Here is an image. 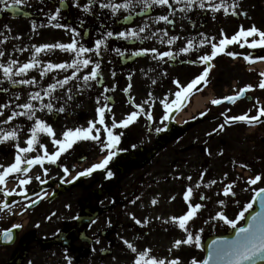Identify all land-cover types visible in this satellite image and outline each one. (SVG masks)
<instances>
[{"label":"flooded vegetation","instance_id":"flooded-vegetation-1","mask_svg":"<svg viewBox=\"0 0 264 264\" xmlns=\"http://www.w3.org/2000/svg\"><path fill=\"white\" fill-rule=\"evenodd\" d=\"M111 1L112 4H117V0ZM230 1L236 7L234 10L228 9V14H225L223 7L219 11L212 10L213 6L221 4L222 0H204V8L199 7L197 0L190 10L186 9L184 12L179 9L185 5H176L173 0H169L173 3L172 8L154 5L146 12L142 3L131 0L133 6L124 9L125 15L121 18H118V12L113 13L110 7H101L102 0H22L20 5L11 8L0 5V9H4L0 11V51L4 53L3 57H0V63L7 65L10 60H15L22 65L30 62L33 55H36L41 62L37 68L30 70L27 77H13L18 80L34 76L38 80V85L35 87L10 84L0 71V80L4 81L0 84V105H9L8 108L3 109L6 118L12 111H21L16 105L27 101L30 92L40 91L49 83L63 79L73 71L72 69L66 72L52 70L41 79L39 68L47 63H54V59L62 60L61 63H69L66 60L69 51L53 48L37 54L34 46L68 44L75 36L77 46L82 44L95 49V41L105 39L104 50L109 54L105 51L101 58V55L96 56L92 51L86 55L95 62L103 61L107 64L113 62L110 65L113 70L118 53L115 49H118V46L120 60L128 59L134 56L135 52H142L144 49L155 48L158 52L173 53L172 58L165 57L160 60L155 59L154 54L149 51L126 66H122L127 69V75L117 76L121 83L126 81L128 88L126 94L119 92L118 87L106 86L104 75L108 71V66L100 65L98 70L100 75L96 80L89 81L87 86L82 80V76L86 75L85 70L81 69L74 80L52 94V112L45 109L36 113L38 118L54 129L57 139L68 127L79 125L88 114L102 107L105 97L110 105V108L106 107L105 114L108 117L114 116L117 122L126 119L132 112H137L141 117L148 115L152 108L149 104H144V102L148 103L144 86L137 94H132L130 91L133 90L134 84L142 83L139 81L133 83V81L137 73H142L140 69L145 65H153L159 71V94L163 95V101L169 104L175 99V92L179 90L175 81L186 86L206 67L209 69L205 81L194 88L189 98L183 102V106L178 110L170 109L168 112V116L170 114L178 116L188 112L190 115L188 122L177 125L169 120L161 125L160 128L164 130L160 132L152 131L151 125H147L145 130L143 123L139 124L138 132L134 122L126 128L118 127L114 130V134L120 135L119 144L112 149L116 153L115 156L106 169L81 176L80 182L81 185L83 184L81 195L77 198L72 213L65 209L64 204L57 203L72 185L80 183H71V174L78 170L69 164L76 165L91 155L95 157L100 155L101 158L94 163L96 164L107 155L108 150L101 151V144L98 142L89 148L91 145L86 141H78L61 154L56 163H50L45 159L43 166L34 164L26 174L28 179L39 177L42 180L48 178L52 181L40 184L29 183L24 189L25 196L6 199L7 206L3 208L7 213L2 217L4 220L0 221V235L6 229H13L15 235L10 246L0 248V264H69V261L71 264H133L137 253H132L128 249L125 240L132 243L138 253L150 249L151 257L163 259L167 263L177 260L178 264H183L182 256L188 251L182 250V243L178 247L174 246L175 242L182 241V234L187 236L190 232L193 235L192 243L196 244L200 214L199 209L195 210L193 216L185 222L187 231L179 228L178 220L171 219L179 218L189 211L187 203L184 206L180 205L181 195L186 194L189 188L192 191L198 190L196 182L194 185L191 182H182L181 131L183 128L192 129L195 125L205 123L207 144L205 143V149L200 146L199 150L208 158L213 153L214 142L218 144L216 148L223 149L222 152L228 147H233L228 139L231 133L237 136L238 143L255 146L256 152L264 157V116L251 124L231 119L244 114L249 117L256 116L259 109L264 108V88L259 86L264 80V76L261 75L264 73V48H250L244 43V38H240L238 42L227 45L223 53L218 54L207 64L199 60L200 56L211 54V44L200 43L205 37L212 43L218 44L223 38L222 32L231 38L241 28L247 30L255 26L264 31L262 19L257 21L258 17H256L260 13L259 8L250 13L242 6L246 0H223L224 6L228 8ZM7 3H13V0H7ZM263 3L264 0L260 2ZM86 5L87 11H85ZM57 9H59L58 15ZM53 15H57V19H50ZM161 15H167L171 23L163 21L156 23L155 18ZM124 17H129L126 26L120 25ZM57 24L61 27L54 26ZM145 24L147 28L140 33L139 28ZM130 30H136L140 38L118 37L121 31L128 33ZM108 32H112L113 36L107 37ZM153 32L157 35L150 39L143 38L151 36ZM171 37L177 39L169 45L167 41ZM253 39L258 37L247 38L248 42ZM189 41H192L193 47L187 53L182 52L181 49L187 47ZM227 52H233L235 58L227 55ZM72 54L74 58L75 53ZM245 57H250L252 62ZM13 67L15 69L16 66ZM89 67L91 69L93 65ZM249 85L251 89L235 102L225 99L237 97L240 91ZM69 88L72 89L71 92L67 91ZM150 88L155 89L154 86ZM16 94L21 97L18 101L15 99ZM69 96L72 98L69 99ZM198 97L205 98V102L202 108L193 111L192 114L191 103ZM49 99L45 97L44 103ZM213 100H222V102L214 104ZM34 103L39 105V102ZM158 106L161 113L165 114L163 104L158 103ZM61 107L64 111H57ZM14 120L16 123L11 122L2 126L5 132L16 129L18 134V140L9 139L0 143V158L5 162L4 166L14 162L17 154L15 145L19 143L20 147H27L25 141L31 136L30 128L33 121L19 116ZM105 124L108 125L107 122ZM99 128L101 140H104L106 134L101 125ZM151 132L153 134H149ZM149 137L151 140L147 139ZM40 144L47 147L49 154L58 150V146L52 143V137L40 134L34 151L21 153L22 158L33 159L37 155L43 156L44 149ZM260 163L264 164V159L260 160ZM209 165L210 160H206L201 169L210 175L212 171ZM64 168L68 169L67 173L64 172ZM108 171L113 173L110 178L107 176ZM24 177L25 174L21 172L10 174L5 179L15 182ZM87 180L90 181L84 184ZM0 189L4 188L0 187ZM7 189L6 186L5 190ZM0 193L3 194L4 191ZM53 195L54 199L48 201L47 199ZM38 199L41 201L33 205L32 202ZM205 213V221L201 226L207 227L208 224L213 223V220L208 210ZM137 220L141 223H136ZM243 222L244 220L238 226ZM14 225L20 227H13ZM211 227L208 233L210 236L225 235L231 231L228 225L222 230L218 228V232L213 225ZM195 253H197L196 248L189 249L190 255Z\"/></svg>","mask_w":264,"mask_h":264},{"label":"snow or ice","instance_id":"snow-or-ice-1","mask_svg":"<svg viewBox=\"0 0 264 264\" xmlns=\"http://www.w3.org/2000/svg\"><path fill=\"white\" fill-rule=\"evenodd\" d=\"M22 3V0H13V3H7V0H0V5H4L5 8H11L17 5H20ZM136 3H142L143 9L146 12L148 9L152 8L154 5L159 6H167L168 8L173 7V3L176 5L184 4L185 7L180 8L179 11L184 12L186 9H191L193 4L197 3V0H173V3H170L169 0H136ZM131 0H128V2L124 4H102L101 7H110L115 13L118 9L124 8V9H130L132 7ZM199 7L204 8V0H199ZM224 8L225 14H228V8L224 6L223 0L221 4H216L213 6V11H219L221 8ZM233 8L236 7L235 4L232 5ZM4 9H0L2 11ZM88 10V6H85V11ZM59 14V9H57V15ZM235 14V13H233ZM57 15H53L50 17V19L55 20L57 19ZM129 17H125V19H128ZM165 22V23H171L169 20V17L167 15H161L155 18V22ZM56 27H61V25L57 24L54 25ZM147 28V25L145 24L143 27L139 28V32L143 33L145 29ZM75 35H79V33H75ZM107 37H112L113 33L108 32ZM157 33L153 32L151 36H145L144 39H150L153 36H156ZM166 35V33H165ZM203 36V34H201ZM222 39L219 40L217 43H212L211 40H208L207 37L204 38V40H201V45H203L205 42H208L211 44V54H205L199 57V60L207 64L212 59H214L218 54L223 53L225 50V47L227 45H230L232 43L238 42L240 38H244V43L248 45L250 48H264V31H261L257 29L255 26H252L250 29H243L241 28L235 35H233L231 38L225 36L223 32L221 33ZM118 37L128 39L129 37L132 38H140L138 36V32L136 30H130L128 33H125L121 31L118 33ZM248 37H258V39H253L251 42H248ZM177 37H171L167 43L171 45ZM213 40L215 38H212ZM163 42V40H161ZM77 41L75 40V36L73 37V40L71 43L63 44V43H57L54 45L50 44H44L39 47H35V53H40L46 49L51 50L53 48H59L64 51H70L74 52L75 56L72 59L71 63H47L44 67L39 68V76L42 79L45 77L49 72L52 70H61V71H67L68 69H72L70 75H65L63 79H56L55 82L49 83L46 87H43L40 89V91H34L30 92L28 94V100L24 103H19L16 105L21 111H12L10 115L7 116L6 119L2 121L3 124H9L11 121H13L16 117H26L29 121H33L32 126L30 128L31 136L25 141L27 147H20L19 143L15 145L17 149V154L15 156V160L11 165L4 166L0 165V169H3L2 172H0V185H5L6 183V177H8L10 174L14 173H24L25 177L20 179V185H27L31 181L27 178L26 174L31 169V167L34 164H39L43 166V162L45 159L48 160L50 163H56L57 159L63 154L64 152L68 151V149L72 148L73 144L77 143L78 141H96L101 144V151H104L107 149V155L104 156V158L86 169L85 171H82L77 174V177H74L73 179L78 178L79 176H86L91 175L96 170H103L106 169L109 162L113 159L115 156V152L112 151L120 142V135L114 134V130L118 127L120 128H126L131 122H134V120L137 118L138 113L132 112L130 113L126 119L123 121L117 122L113 118L111 122V127L105 124V110L107 105L105 104L104 107L97 108L98 113V119L96 121H89L87 128L77 127L75 129H67L62 133V139H57L55 136L54 129L47 124L45 121L41 120L36 116V113L38 111H44L45 109L48 112L53 111V105L51 103L52 94L56 92L58 88H64L65 85H68L71 80H74L77 77V74L81 71L82 68H87L93 61H91L90 58H86L85 54L94 51L96 56L100 55V49L101 46L106 47L105 39H98L95 41V49H90L88 47H85L84 45L77 46ZM193 47L192 41L188 42V46L181 49L182 52L187 53L191 48ZM116 52H120V49H115ZM151 52L154 54L155 59H164L165 57L172 58L173 53L171 51H165V52H158L155 48L153 49H144L142 52L138 51L135 52L134 55L139 56L142 54H147L148 52ZM229 56H232L235 58V54L233 52H227L226 53ZM4 53L0 51V57H3ZM246 60L249 62H252L250 57H245ZM40 61L37 59L36 55H33L32 59L28 63H24L22 65L18 64L15 60H10L7 65L0 63V71L3 73V77L5 80H7L10 84L16 85H30V86H37L38 80L36 77L31 78H24V79H13L14 76H20V77H27L30 70L37 68L40 65ZM191 63H196V61H191ZM16 66L15 69L13 66ZM100 69V63L99 61L94 62V66L91 68L89 74L83 75L82 80L85 86L89 84V81L96 80L98 75H100L99 70ZM209 69L206 67L204 71L195 79H193L190 83H188L186 86L181 85L179 81H175V83L178 86V91L175 92V99L171 101V103H167L165 101H161L165 108V115L164 119H168V112L170 109H180L183 106V102L186 101L189 96L191 95L194 88L200 84L201 82L205 81L207 75H208ZM262 76H264V73H261ZM4 81L0 80V84H2ZM261 88H264V80L261 81L260 85ZM130 87V86H129ZM251 89V86H246L245 89H242L237 97H226L225 99H228L232 102H235L236 99L243 96L246 91ZM6 91V89H5ZM68 92H71L72 89H67ZM43 93V95H42ZM49 97V101L47 103H44V98ZM20 95L16 94L15 99L18 101L20 100ZM69 99L72 97L69 96ZM105 100L107 98L105 97ZM39 102V105L37 106L36 103ZM222 100H213L212 103L214 104H220ZM9 105H0V117H3L5 115L3 109L8 108ZM137 107H142L137 105ZM110 110V109H109ZM57 111L63 112L64 108L61 107L57 109ZM261 116H264V108H260L258 111V114L256 116L249 117L247 114L232 117V120L237 121H246L247 123L251 124L253 121H258ZM149 120H152V116L149 114L147 116ZM97 123L103 127V131L106 134V137L104 140H101V129L97 128ZM223 127V125L221 126ZM163 128H157L156 131L160 132L163 131ZM95 131V134L93 132ZM40 134H46L49 137H52V143L53 145L58 146V150L55 151L52 154H49L47 151V147L43 144H40V147L44 149V155L40 156L37 155L33 159H27L22 158L21 153L27 154L32 151H34V146L39 142V135ZM9 139L12 140H18V134L17 130L13 129L11 131L5 132L3 129H0V143L5 142ZM24 165H27V167H24ZM46 171V170H45ZM64 172L67 173L68 169L64 168ZM113 175L111 171L107 172V176L110 178ZM39 179V177H36ZM189 179H191L189 177ZM261 180L260 176H256L255 178H251L248 182L251 185H256ZM212 183H215L213 181ZM199 187V185H197ZM231 186L229 185L225 191L224 194L228 195L229 190ZM0 191H4L5 196L14 195L15 190H12L11 192L0 189ZM192 189L189 188L188 192L185 194V201L187 202L189 200V194L191 193ZM234 195V193H233ZM255 198H259L260 202V211L257 212L255 215L251 216L250 222L247 223V226H238V221L245 220V213H247L250 209L253 208L252 203H248L243 211H241L238 214V218L230 219L228 218L224 213L220 212L217 214V218L222 220L226 225H228L230 228L235 230V238L234 239H217L213 240L212 243L209 245V253L206 259L203 261L197 262L195 259H193L192 264H255V261L257 259H264V187L259 188L258 191L255 192ZM155 203V201H153ZM33 204L36 203V201L32 202ZM221 204H223V201H220ZM4 207L7 206L5 203L3 205ZM201 205L197 204L195 205V208L191 204H189V211L180 216L172 217L171 219L173 221L178 220L179 228L183 229L185 231V222L188 221L192 216L195 210H198ZM135 219V217H133ZM136 223H141V221L137 220ZM13 227H20V225H14ZM3 239L6 241H11L12 239V229H6L3 232ZM193 242V235L192 233H188L187 239L183 241L185 244H191ZM196 245L199 246L200 243V237H195ZM124 243L127 245L128 249L131 250L132 253H137V256L134 258L133 264H165V260L163 259H157L155 257H151L149 255L150 249L145 250L143 252L137 251V248L132 244L129 243L127 240L124 241ZM182 242L176 241L175 245L178 247ZM69 264L71 262L69 261ZM168 264H178L177 260L169 261Z\"/></svg>","mask_w":264,"mask_h":264},{"label":"rangeland","instance_id":"rangeland-1","mask_svg":"<svg viewBox=\"0 0 264 264\" xmlns=\"http://www.w3.org/2000/svg\"><path fill=\"white\" fill-rule=\"evenodd\" d=\"M104 4H112L111 0H103ZM117 4H124L127 1L126 0H117ZM245 3H242V6L249 11L250 13L254 11V9L260 10V13L257 18V21L259 19H262L263 21V28H264V3L260 4L262 0H246ZM233 3L230 1L228 4L229 10H234L232 7ZM263 7V12L262 8ZM261 8V9H260ZM124 8H120L117 10L119 17L125 15L123 12ZM119 47V46H118ZM105 46H101V58L104 55V52L107 50H104ZM73 52H68V60L69 63H71L73 59ZM106 54V53H105ZM107 54L109 52L107 51ZM86 55V54H85ZM119 53H117L116 59H115V69L113 70L111 68V64H107L106 62L99 61L100 65L108 66V71L104 75V80L107 83V87L110 88L111 86L118 87V91L122 93H127V86L126 81L124 80L122 83L119 80V77L117 75L126 76L127 75V69L122 68L119 61ZM86 58H90L93 63L90 65L94 66V60H92L91 57H88L86 55ZM62 60L54 59L53 64L61 63ZM89 65V66H90ZM82 68L85 70V74H89L90 67ZM148 68H147V67ZM140 72L137 73V77H135L133 83L139 81L142 82L140 85L134 84L132 94H137V92L142 89V86H144L145 91H147V99L148 103L144 102V104H149V106L152 108V110L149 112V114L152 116V120H149L147 116L144 117L137 116V118L134 120V123L136 124L135 128L137 131H140L139 124L143 123L144 129L146 130L147 125H151L150 129L156 130L157 128H160L161 125L164 123H167V119H164V115L160 111V107L158 106V103H161L163 101V95L159 94V71L157 68L153 65L148 66L145 65L144 68L140 69ZM114 77V79H113ZM147 84V87H146ZM234 84V83H232ZM154 86L155 89L151 90L150 87ZM96 90V89H95ZM124 97V96H123ZM122 97V98H123ZM126 97V96H125ZM205 99V98H204ZM107 105V108H110V105L108 104L107 100L103 99L102 101V107ZM156 104V105H154ZM194 105V101L191 103V108ZM90 111V110H89ZM88 113V112H87ZM188 113V112H186ZM114 116H106L105 114V123H108V126H110ZM186 118L184 115L180 116L175 121L178 123L180 120ZM6 119V117H0V124L2 121ZM98 119V113L97 111H93L90 114H88L84 121H82L77 126H70L67 129H75L77 127L87 128L89 121H96ZM117 120V119H115ZM124 119H121L119 121H123ZM187 122V121H186ZM99 124L97 123L96 127L99 128ZM3 129V127H1ZM66 129V130H67ZM205 123L195 125L192 129L190 128H183L181 131V148H182V154H181V170H182V182H191L193 185L196 182L199 187L197 191H192V193L189 194V200L186 202L184 197L185 193L181 195V206H184L185 203L191 204L193 208L195 205L199 204L202 207L199 208V215H198V227H197V234L200 237V241H203L205 235L209 233L212 229L211 225H213L215 231L218 232V228H223L226 224L217 218V214L222 212L224 213L228 218L234 219L238 218V214L244 210L246 205L250 203L251 198L253 196V193L256 191V189H259L260 187H264V164L260 163V160L264 159L258 152H256V147L253 145H241L238 143V138L235 136L234 133L230 134L229 142L233 147H228L224 152H222L223 149L216 148L218 145L216 142H214V145H212L213 153L210 154V158L208 156L204 155L200 152L199 148L200 146L204 147L205 149ZM55 132V131H54ZM56 133V132H55ZM95 134V131L93 132ZM143 134V133H139ZM153 134V132L149 133ZM200 136V137H199ZM23 138V137H22ZM63 137H59L58 139H62ZM141 138V137H140ZM151 140V137L147 138ZM190 139V141H189ZM87 144L91 145L89 148H92L97 143L96 141H86ZM257 144V143H256ZM263 154V153H262ZM99 157H95L94 155H91L89 158L85 159L81 163H78L76 165L70 166L74 167L76 170H85L88 169V166H91L94 162H96ZM206 160H210L209 168L211 174L209 175L207 171H202L201 167L205 163ZM5 162L0 158V165H5ZM8 164V163H7ZM0 172L1 169H0ZM256 176H260L261 180L256 185H251L248 181L251 178H255ZM189 177L191 179H189ZM38 181V184L41 182L40 180L36 179ZM35 181V180H34ZM44 181H52L48 178ZM55 181V180H53ZM68 182V180H66ZM74 180L71 181L73 183ZM90 180H87L84 182V184L88 183ZM215 181V183H212ZM9 182V184H7ZM14 181H7V185H10L12 188L11 183ZM18 184L20 185V181H18ZM231 186L229 190V194L225 195L224 191L228 186ZM1 186V185H0ZM81 182L72 185L69 191H67L61 198L58 200L57 203L64 204L65 209L70 211L72 213V210L74 208V204L76 203L77 198L81 195ZM21 189H25V185L21 186ZM224 189V190H223ZM223 190V191H222ZM234 193V195H233ZM220 201H223V204L220 203ZM158 202V200H157ZM63 207V205H62ZM189 209V208H188ZM210 212V217L213 220V223L208 224V226L204 227L201 226L202 223L205 221L206 211ZM4 215L1 214L0 217ZM7 219V218H6ZM62 219V218H61ZM24 222L26 221L23 220ZM240 221H238V225H240ZM187 236L182 234V244L181 248L183 251H188L187 254H183L182 256V262L183 264H190L192 263L193 259L196 261H199L202 257V253L200 252V249L198 246H196L195 243L191 244H185L183 241L185 240ZM190 248H196L197 253L190 255L189 249ZM190 259V260H189ZM165 264H168L165 262Z\"/></svg>","mask_w":264,"mask_h":264},{"label":"water","instance_id":"water-1","mask_svg":"<svg viewBox=\"0 0 264 264\" xmlns=\"http://www.w3.org/2000/svg\"><path fill=\"white\" fill-rule=\"evenodd\" d=\"M128 23V21H127V19H125L124 21H123V24H127ZM136 57H133V58H131V59H128V61H132V60H134ZM257 203L259 202V200L258 201H256ZM235 238V235H233L232 237H230V238H219V239H234ZM213 240H217L216 238H209V239H207L206 240V242L204 243V252H205V258L204 259H206L207 258V256H208V253H209V251H210V249H209V245L212 243V241ZM3 244V242H2V240L0 241V245H2ZM255 264H264V259H257L256 261H255Z\"/></svg>","mask_w":264,"mask_h":264},{"label":"bare ground","instance_id":"bare-ground-1","mask_svg":"<svg viewBox=\"0 0 264 264\" xmlns=\"http://www.w3.org/2000/svg\"><path fill=\"white\" fill-rule=\"evenodd\" d=\"M204 102H205L204 99H201L200 97L196 98L195 101H194V105H193V107L191 109V112H193V111H195V110H197L199 108H202V105H203ZM184 116L187 118L188 114H185Z\"/></svg>","mask_w":264,"mask_h":264}]
</instances>
